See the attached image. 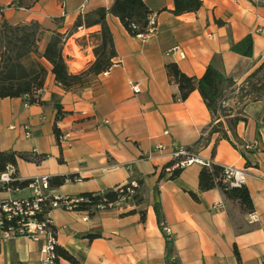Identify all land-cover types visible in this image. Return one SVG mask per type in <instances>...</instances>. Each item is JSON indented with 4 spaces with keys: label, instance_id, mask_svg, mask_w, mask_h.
Here are the masks:
<instances>
[{
    "label": "crops",
    "instance_id": "crops-1",
    "mask_svg": "<svg viewBox=\"0 0 264 264\" xmlns=\"http://www.w3.org/2000/svg\"><path fill=\"white\" fill-rule=\"evenodd\" d=\"M113 1L0 0V23L37 22L39 54L54 33L68 34L63 56L69 72L79 73L95 59L97 40L88 36L100 26L75 30L74 23L79 15ZM143 1L155 17L156 34L146 39L131 35L118 17L108 14L113 65L85 85L63 89L50 64L39 58L47 70L39 92L42 104H26L21 97L0 99V151L39 156L37 162L17 160L14 170L20 181L66 177L49 188L51 195L74 197L143 180L138 204L130 200L122 208L93 214L50 209L56 245L80 264H239L235 249L241 264H264V101H251L242 85L264 62V0H201L198 10L178 15L172 12L173 0ZM247 35L251 56L231 51V45ZM81 38L79 45L76 40ZM169 62L194 77H201L212 63L234 80L226 92V107L229 116L239 112L246 117L235 131L248 150H256L248 155L250 163L245 164L229 141L214 145L217 133L193 153L244 170L252 212L241 211L217 188L200 192L199 164L183 167L174 179H168V173L159 177L171 153L192 147L211 121L197 90L185 100L177 99V85L165 70ZM129 82H139L140 91L134 93ZM56 103L65 112L59 120ZM23 190L28 194L18 195ZM30 194L27 187L7 188L0 190V201ZM155 203L170 228L169 242L157 221ZM43 243L42 237L35 241L25 236L0 243V264H39ZM57 264L72 263L59 258Z\"/></svg>",
    "mask_w": 264,
    "mask_h": 264
},
{
    "label": "trees",
    "instance_id": "trees-1",
    "mask_svg": "<svg viewBox=\"0 0 264 264\" xmlns=\"http://www.w3.org/2000/svg\"><path fill=\"white\" fill-rule=\"evenodd\" d=\"M173 1L174 9L172 12L176 15L194 12L201 6V0ZM108 14L118 17L126 30L134 36L146 29L148 17L151 15L143 0H114L109 7H99L79 15L74 23L75 30L78 27L100 26L98 33H92L88 36L97 40V44L93 46L95 59L85 70L79 73L69 72L63 56V47L68 34L54 33L47 42L43 53L39 54L37 48L41 30L37 22L13 25L3 20L0 23V99L21 97L26 104H42L39 92L43 87L47 70L39 58L45 59L50 64V71L55 82L65 90L83 86L91 77L107 71L113 65L112 59L116 55L113 38L106 22ZM83 39H77L76 42L81 45ZM230 49L235 53L250 57L252 54L251 37L249 35L245 36L239 42L232 44ZM165 70L169 81L177 85V99L185 100L192 91L197 90L211 115V121L203 129L201 136L192 147L186 149L188 153L194 154L195 147L205 145L211 136L217 133L218 136L214 145L221 139L229 141L245 158V164L248 165L250 163L248 155L253 154L256 150H248V147L239 140L235 131L237 123L246 121V117L239 112L234 116H229V110L226 107V92L235 84L234 80L224 75L222 70L212 63L206 67L201 77L184 74L174 62L167 63ZM242 85L247 87L246 94L250 95L249 99L251 101H264V62L245 78ZM55 107L57 109L56 120H59L65 112L61 110L59 104L56 103ZM260 122L264 126V115L261 116ZM54 133L57 139L60 140L61 135L56 126L54 127ZM212 153L214 154V148ZM18 159L37 162L39 156L14 151H0V173L8 165L15 167ZM172 165L173 161L166 163L160 169L159 177H165L168 173V179L176 178L183 168L176 167L166 171V168ZM65 179L66 177L63 176L48 178V186L49 188L59 186ZM30 180L20 181L16 179L0 186V190L7 188L24 189ZM132 181H135L137 185L131 188L133 193L130 200L138 204L143 200V180L135 179ZM132 181L107 188L101 192H85L74 196L82 200L75 203L73 210L93 214L100 205L118 199L126 192L128 187H131ZM214 188L219 189L225 199L237 202L241 211L252 212L253 203L247 187L244 185L240 187L230 186L228 181L224 179L223 167L211 162L209 166L203 165L198 172V190L202 192ZM191 196L197 199L195 193L191 192ZM50 209L48 205H44L43 214L49 212ZM153 209L160 225L164 221L161 207L158 203H155ZM50 227L54 230L52 225ZM234 252L238 263L241 264L237 250L235 249ZM55 253L57 262L59 258H63L72 264H80L74 256L57 245H55Z\"/></svg>",
    "mask_w": 264,
    "mask_h": 264
},
{
    "label": "built area",
    "instance_id": "built-area-1",
    "mask_svg": "<svg viewBox=\"0 0 264 264\" xmlns=\"http://www.w3.org/2000/svg\"><path fill=\"white\" fill-rule=\"evenodd\" d=\"M157 32V24L155 17H148V24L144 31L136 34L141 39H146ZM129 85L134 93L140 91L139 82H129ZM30 133L26 131L28 136ZM171 161L173 165L166 168L169 171L176 167H186L191 164H199L201 166H209L211 160L202 159L196 154H189L186 149H178L171 153ZM224 179L228 181L230 186L240 187L245 184L246 173L244 170L234 166H223ZM15 170L12 165H8L5 170L0 173V186L16 180ZM131 187L126 189L118 199L100 205L98 209H119L125 206L130 201L133 190L136 187V182H131ZM31 194L25 197H18L0 201V243H3L16 236L29 237L32 240L38 241L41 237L44 238V243L40 249L39 264H57L55 253L54 230L51 229V219L49 212L43 214L44 205L50 208L61 207L66 210H73L75 203L81 201V198L69 196L51 195L48 186V177H35L30 180L27 185ZM122 190L120 189V192ZM254 219V215H252ZM86 219V217H85ZM161 231L164 233L167 242L171 237L170 228L164 221L160 223ZM46 255H53V262H46ZM173 259V258H172Z\"/></svg>",
    "mask_w": 264,
    "mask_h": 264
},
{
    "label": "bare ground",
    "instance_id": "bare-ground-1",
    "mask_svg": "<svg viewBox=\"0 0 264 264\" xmlns=\"http://www.w3.org/2000/svg\"><path fill=\"white\" fill-rule=\"evenodd\" d=\"M46 262H53V255H46Z\"/></svg>",
    "mask_w": 264,
    "mask_h": 264
},
{
    "label": "rangeland",
    "instance_id": "rangeland-1",
    "mask_svg": "<svg viewBox=\"0 0 264 264\" xmlns=\"http://www.w3.org/2000/svg\"><path fill=\"white\" fill-rule=\"evenodd\" d=\"M77 52H79V51H77ZM70 53V52H69ZM77 56V55H76ZM18 193H16V195H17ZM26 194H28V191L26 190H23V191H21V192H19V194L18 195H26Z\"/></svg>",
    "mask_w": 264,
    "mask_h": 264
}]
</instances>
